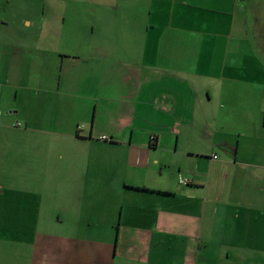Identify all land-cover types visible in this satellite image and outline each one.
Segmentation results:
<instances>
[{
	"label": "crops",
	"instance_id": "obj_1",
	"mask_svg": "<svg viewBox=\"0 0 264 264\" xmlns=\"http://www.w3.org/2000/svg\"><path fill=\"white\" fill-rule=\"evenodd\" d=\"M39 1L0 0V220L19 185L49 264H264V0Z\"/></svg>",
	"mask_w": 264,
	"mask_h": 264
},
{
	"label": "rangeland",
	"instance_id": "obj_2",
	"mask_svg": "<svg viewBox=\"0 0 264 264\" xmlns=\"http://www.w3.org/2000/svg\"><path fill=\"white\" fill-rule=\"evenodd\" d=\"M35 3L37 8L41 6L40 1L38 2V0H36ZM45 3L48 4V7H52L50 0H46ZM49 14L50 17H52L53 13ZM251 15L253 14L250 13L249 16ZM75 19L81 21V15L78 16L75 14ZM90 29L89 26L86 31L69 30L68 32H63L69 33L67 36L75 38L77 43L84 41V39L90 36L88 35ZM252 32H254V29H252ZM77 45L78 43L75 46L77 47ZM17 175L18 174H12L16 183L19 182ZM26 182L29 183L28 180ZM36 185L38 186V183H36ZM20 186L22 187L23 185L21 184ZM10 190V217L8 221L0 220V234L2 230L5 233V238L0 236V264H49L48 257H46L49 254L40 251L42 239L46 240L47 238L36 236L42 230L50 231L51 226L54 225V220L50 215H45V218L39 217L38 219L34 214V206L31 207L29 204L26 206L27 204H25L24 201H35L38 198V196L33 193L35 189H29L25 192L22 191L19 185H16L15 188ZM44 197L45 195L43 198ZM24 216H27V218H24Z\"/></svg>",
	"mask_w": 264,
	"mask_h": 264
},
{
	"label": "built area",
	"instance_id": "obj_3",
	"mask_svg": "<svg viewBox=\"0 0 264 264\" xmlns=\"http://www.w3.org/2000/svg\"><path fill=\"white\" fill-rule=\"evenodd\" d=\"M99 138H101V139H105V138H108V137H107L106 135L102 134V135L99 136ZM154 140H155L154 136L151 135V136H150V142H153ZM213 157H216V155L213 154ZM187 181H188L187 179H183V182H187Z\"/></svg>",
	"mask_w": 264,
	"mask_h": 264
}]
</instances>
